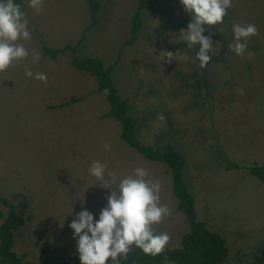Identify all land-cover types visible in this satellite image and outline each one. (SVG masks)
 Returning a JSON list of instances; mask_svg holds the SVG:
<instances>
[{
  "label": "rangeland",
  "instance_id": "obj_1",
  "mask_svg": "<svg viewBox=\"0 0 264 264\" xmlns=\"http://www.w3.org/2000/svg\"><path fill=\"white\" fill-rule=\"evenodd\" d=\"M21 1L32 38L19 42L30 54L0 72V196L23 221L15 231L17 254L34 264L78 254L69 225L85 209L99 219L111 193L89 172L96 160L121 178L143 167L161 181V204L171 211L153 227L170 234L166 247L179 246L190 230L167 164L144 157L121 137L120 122L104 117L109 102L96 78L72 64L71 51L57 59L43 52V45L63 48L82 39L79 58L115 64L113 81L139 118L140 139L154 147L171 143L187 158L184 180L198 219L227 239V263L252 262L264 242V183L247 169L264 165V0H233L222 24L205 25L213 48L203 69L199 45L190 49L181 39L192 16L180 0H147L134 43L128 40L139 0H99L98 23L88 30L87 0H44L40 13ZM237 23L258 28L242 57L229 48ZM32 49L40 53L37 63ZM165 51L188 58L168 63ZM25 67L46 74L47 83L27 77ZM224 155L246 167L229 168ZM8 212L0 202V225Z\"/></svg>",
  "mask_w": 264,
  "mask_h": 264
},
{
  "label": "clouds",
  "instance_id": "obj_2",
  "mask_svg": "<svg viewBox=\"0 0 264 264\" xmlns=\"http://www.w3.org/2000/svg\"><path fill=\"white\" fill-rule=\"evenodd\" d=\"M184 10L192 16L187 29H182L181 39L188 48L199 45L196 59L199 67L205 68L211 61L213 41L205 36V25L222 24L233 0H180ZM44 0H29V7L37 13L43 11ZM234 42L229 45L231 51L243 56L247 41L258 34L255 24L233 25ZM29 20L26 12L15 0H0V72L13 66V62L26 59L30 52L19 41H30ZM32 63L40 60V53L31 50ZM249 58L251 53L248 54ZM168 63L178 59H187L165 51L162 60ZM25 75L47 83L48 77L42 72L33 73L25 67ZM107 94L108 89L104 90ZM105 149L111 147L105 143ZM108 165L99 160L93 161L89 172L111 193L107 196V205L101 210L99 219L88 210L75 214L69 227L74 230L76 248L81 264H120L132 247L139 248L146 255L157 256L164 252L171 240L168 232H157L154 225L163 222L170 215V208L161 204L162 184L143 167H135L130 174L118 177L115 172L107 171ZM108 177L109 179H105Z\"/></svg>",
  "mask_w": 264,
  "mask_h": 264
},
{
  "label": "trees",
  "instance_id": "obj_3",
  "mask_svg": "<svg viewBox=\"0 0 264 264\" xmlns=\"http://www.w3.org/2000/svg\"><path fill=\"white\" fill-rule=\"evenodd\" d=\"M15 1L21 5L23 11L22 1ZM87 1L92 13V22L87 27L88 30L98 23L97 14L101 3L99 0ZM146 6L147 0H139L132 18V36L128 40L129 43H134L142 30V15ZM81 42L82 39L75 45L67 44L63 48H51L43 45V52L46 56L57 59L61 53L71 51L73 52L72 64L77 69L88 72L96 78L97 91L105 94L109 102V110L104 114V117L117 119L121 125V137L144 157L151 161L167 164L168 171L172 175L173 193L179 201L178 208L185 212L190 224V230L182 236L179 246L166 247L164 252L157 256L146 255L142 250L133 246L127 257L121 259L120 264H228L229 247L227 239L219 232L210 230L204 221L198 219L195 207L196 200L184 180V167L187 158L171 143L154 147L140 139L136 130L139 118L129 112L128 100L120 95L113 81L112 72L115 64L106 66L105 62L96 56L79 58L77 50ZM105 89H108L107 94ZM224 159L228 162L229 168L231 166L235 168L246 167L232 162L227 155H224ZM247 169L264 183V165L253 163L247 165ZM0 202L9 207V212L0 225V264H34L24 260L26 258L25 253L18 255L13 249L15 231L21 226L20 216L15 205L8 198L2 196H0ZM52 264H81V262L79 254H77L71 260ZM249 264H264V242L256 258Z\"/></svg>",
  "mask_w": 264,
  "mask_h": 264
},
{
  "label": "water",
  "instance_id": "obj_4",
  "mask_svg": "<svg viewBox=\"0 0 264 264\" xmlns=\"http://www.w3.org/2000/svg\"><path fill=\"white\" fill-rule=\"evenodd\" d=\"M20 222H21V224H22V222H23V221H22V218H20Z\"/></svg>",
  "mask_w": 264,
  "mask_h": 264
}]
</instances>
